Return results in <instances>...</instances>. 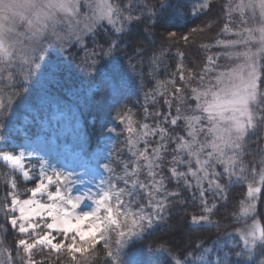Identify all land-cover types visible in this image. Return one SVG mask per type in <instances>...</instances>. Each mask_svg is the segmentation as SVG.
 Wrapping results in <instances>:
<instances>
[{
    "label": "trees",
    "instance_id": "obj_1",
    "mask_svg": "<svg viewBox=\"0 0 264 264\" xmlns=\"http://www.w3.org/2000/svg\"><path fill=\"white\" fill-rule=\"evenodd\" d=\"M109 1L122 7L126 2ZM206 2L209 0H137L140 8L151 9L143 15L134 12L133 15L141 17L139 21L124 23L116 14V23L102 19L92 23L90 30L81 23L90 9L83 6L78 15L80 22L66 30L70 38L62 44L49 46L50 41L43 44L45 60H37L42 66L40 77L33 78L32 75L25 82L20 76L13 88H5L13 103L6 117L0 120V137L9 132L11 125L23 123L26 115L37 121L38 117L50 118L52 111H65L82 120L83 135L77 139L78 145L81 144L87 153L113 142L114 149L111 147L109 155L115 152L113 156H117L120 163L113 176L120 178L125 171L130 174L123 177L127 181L124 188L132 193L125 195L124 211L154 215L155 201L168 193H180L166 201L164 220L127 239L119 255L120 264H176L177 260L181 264H214L217 261L227 264L226 253H232L235 262L243 259L235 257V253L242 249L248 251L241 230H248L253 219L259 222V227H264V191L258 194L254 216L239 213V201L245 199L248 182L254 180L255 186L264 188L259 184L258 175L264 169V128L257 127L255 132L250 130L243 142L240 157L244 176L248 179L233 177L228 183L225 176L221 182L228 184L226 200H221L213 191L206 192L208 206L216 205L212 214L203 211L204 205L198 198L195 178L188 172V165L173 164L177 155L174 139L164 141L167 147L161 150L160 159L155 160L153 170L157 175L154 178L149 176L143 159L139 160V172L132 174L137 167V157L133 153L148 147L152 157V149L160 143V137L156 135L146 137L148 144H145L141 139L145 131L143 125H149V132L162 127L173 137L185 136L182 120L175 127L168 123L177 115V107L181 108V116L192 115L190 110L197 104L192 89L210 87L220 71L238 61L224 55L217 58V54H222L225 49L217 46L216 41L237 39L236 31L259 23V17H252L250 13L244 17L245 24L240 23L235 13L230 20L227 15L229 0H210V10L204 7ZM232 2L234 4L236 0ZM161 4L167 7L161 9ZM152 13L156 15L152 16ZM226 24L232 29L227 33L223 31ZM121 25L122 30L117 32L116 28ZM208 57H213L214 63H210ZM166 101L171 102V107ZM128 117L135 129L133 133L128 131ZM24 127L31 131L30 125L24 124ZM130 139L137 141L135 148ZM180 155L189 159L186 153ZM102 161L106 162V159ZM174 166L187 173L192 188L184 185L185 178L171 175ZM192 167L195 170L199 166L193 161ZM153 179L163 181V192L155 190ZM6 184L7 175L0 166V249L11 253V264H27L21 259L23 253L16 243L20 236L7 226L4 218L3 209L8 206ZM24 186L22 190L29 184ZM204 187L207 188L206 181ZM193 193H197L196 198ZM193 215H209V219L193 224ZM6 227L7 232L3 233ZM110 234L115 238L116 233ZM95 252L89 264H108L99 245ZM254 254L257 264L264 260L261 250H255ZM89 256L90 253L79 255L73 261L64 251L57 255L38 249L32 259L35 264H77V261L84 264V258Z\"/></svg>",
    "mask_w": 264,
    "mask_h": 264
},
{
    "label": "snow or ice",
    "instance_id": "obj_2",
    "mask_svg": "<svg viewBox=\"0 0 264 264\" xmlns=\"http://www.w3.org/2000/svg\"><path fill=\"white\" fill-rule=\"evenodd\" d=\"M21 0H0V120L6 117L8 108L12 103V96L5 92V88L11 89L15 86L16 80L22 76L26 82L30 76L38 69L39 63L37 60H42L44 57V48L39 46L41 37L55 26L56 13H64L67 16L76 17L80 15V4H75L74 0H45V3L36 8L34 0H22L23 5L35 11L31 15L27 12L18 13L24 23L27 25L30 39L34 42L29 45L23 53L18 57L22 61L17 71V64L14 60L16 46L21 43L18 39L19 34L13 37L14 28L6 24L7 14L14 10V6L20 3ZM92 7V5H89ZM161 9L167 7L166 4H161ZM205 8H211L210 0L204 4ZM228 17L231 20L233 14H237L240 18V23L245 24L247 21L244 17L251 14L252 17H259V23L252 27L242 28L236 31L234 35L237 39L217 40V46L225 49L222 54H217L225 57H234L242 60L243 63L237 65L231 71L220 72L215 77V84L201 91L200 89H192V93L198 102L195 108L190 111L192 115L181 116V108L177 107L175 117L168 120L172 126H178L180 121H183V129L185 136H171L165 128L156 127L151 130L148 124L143 125L144 134L141 139L145 144H148L146 137L159 135L160 143L157 148L152 149V157L149 156V149L145 147L143 150L137 149L133 155L137 157V167L133 170V175L140 170L139 160L143 159L148 174L155 177L157 173L153 170L155 160L160 159V152L166 148L164 141L174 139L176 147L174 151L177 155L173 158L174 165L187 164L188 172L195 178V187L197 188L198 198L204 205L203 211L212 214L216 205L208 206L206 192L213 191L218 194L221 200L227 199L226 189L227 183L221 181L225 176L228 178V183L232 182L233 177L240 180H247L244 176V164L241 160L240 153L243 151V142L249 135L250 130L255 132L257 127L264 128V0H236L233 4L229 0L227 4ZM151 12V9H144L138 6L137 0H126L124 6L113 5L109 0H100L96 4V12L91 18L85 17V20L91 19L92 23L100 19H108L110 23H116L113 16L119 14V17L124 23L139 21L140 16L133 15L139 11L141 15L145 11ZM156 13H152L155 16ZM85 27L90 30L91 25L85 24ZM121 27L116 28L119 32ZM232 29L229 25H225L223 31L229 32ZM57 39H60L57 36ZM210 63H214L213 57H208ZM183 79V77H181ZM203 79V77H201ZM238 81V82H237ZM12 95H15L13 92ZM210 97V99H209ZM182 102V97L180 98ZM169 107H171V102ZM199 109L200 115H195V111ZM129 122L128 131L133 133L134 128L131 127V119ZM207 123H204V122ZM203 137V140L201 139ZM130 144L135 148L137 141L130 139ZM181 153H186L189 159L185 160ZM231 153V154H229ZM23 153L19 156L11 153H0V159L8 161L13 168L24 169L21 163ZM203 157V158H202ZM195 161L199 167L193 169L192 163ZM219 166L220 170L217 171ZM104 167L109 173L113 171L109 165ZM127 167V166H125ZM239 168V171L237 169ZM171 175L175 177H183L184 185L192 188L193 184L187 179V173L178 171V167L171 168ZM255 174V170H253ZM130 174L125 171L124 176ZM259 184L264 186V169L258 173ZM40 182L38 186L31 189V197L28 199H20V194L17 191L18 185L13 180L10 183V199L8 200L11 207L3 209L4 218L7 226L13 229H18L20 234L26 238L17 240V245L22 250V260H26L27 264H35L32 259L34 250L47 247L50 251L59 255L64 251L71 256L73 261H76L77 254L90 253L89 257L84 258V264H89L91 257L96 255V247L100 246L104 250L108 264H120L119 255L124 247L127 239L136 236L143 232L146 228L154 225V223L162 221L166 218V208L168 198L179 196V192L168 193L162 199L155 201L153 204V214H132L125 210L121 212L124 206L122 196H131L132 193L125 188L116 189V185L110 181H103L107 184V188L100 192H84L80 195H71V184L73 176L64 172L53 171L52 175H48L44 171V165H41L39 173ZM24 179L31 181L33 177L28 172H24ZM123 179V177L121 178ZM47 181V183H45ZM207 182V188L204 187V182ZM127 183V181H125ZM256 181L248 182L245 199L239 201V213L244 216H254L257 212L258 194L264 191V188L255 186ZM55 185V191H49V186ZM153 187L157 192H163V181L153 179ZM47 192L48 199L51 203H41L34 199L38 193ZM113 196L116 198V206L113 207L111 201ZM152 193L149 192L151 198ZM96 199V207L91 211H80L76 209L85 199ZM193 197H197V193H193ZM70 206V207H68ZM19 208V218L11 216L16 208ZM103 210V215L101 211ZM218 210V209H217ZM50 217L51 221L45 219L43 233L37 231L40 228L38 222H34L33 217L42 219ZM124 216V227H121L119 216ZM233 215H236L235 213ZM11 216V218H9ZM209 215H193L191 222L199 224L203 221H208ZM87 225L84 226V222ZM126 228V231L124 230ZM53 230L59 233V237L53 235ZM115 231V238L110 234ZM7 232V227L3 233ZM241 236L244 239L245 252L243 249L235 253V257L243 259L233 261L232 253H226L227 264H257L255 250L259 249L264 252V227H259V222L253 219L252 225L248 230H241ZM12 256L7 249H0V264H11ZM43 264V262H40ZM79 264V261H77ZM176 264H181L177 260ZM214 264H218L214 262ZM259 264H264L261 260Z\"/></svg>",
    "mask_w": 264,
    "mask_h": 264
},
{
    "label": "rangeland",
    "instance_id": "obj_3",
    "mask_svg": "<svg viewBox=\"0 0 264 264\" xmlns=\"http://www.w3.org/2000/svg\"><path fill=\"white\" fill-rule=\"evenodd\" d=\"M99 2L100 0H81V8L83 6L86 8L89 7V5H92V7H89L90 9L86 8L88 9V15H85L83 17V20H81L82 24H92L91 19L85 20V17L91 18L93 16V14L96 12V4ZM21 4H23L22 0L17 5ZM18 13H21V8L14 7V10L11 13L7 14V19L11 16L18 15ZM115 17L116 16L114 15L113 19ZM105 20L109 21L106 18ZM79 22L80 19L78 18V16H76L73 18L70 26L68 24H61L58 26L57 31L67 34L66 30L69 27H74L73 25H77ZM18 39L21 41V43L16 46L15 55L17 59L14 60V63H16L18 66L17 71H19V65L22 64V61L19 60L18 57L29 45H32L34 43L27 36H19ZM49 41V36L45 35L44 37H41L39 46L42 47L43 44ZM44 60L45 59L43 57L40 62ZM241 63H243V61L238 59V61L232 67L224 69V71H231ZM39 65L40 67L34 72L33 78L35 76L40 77L39 73L42 72V66L41 64ZM213 84H215V80L211 85ZM204 89L200 88L201 91H203ZM194 114L200 115L201 113L199 109H197ZM23 123L31 126L30 132L26 130ZM23 123H16L15 125H11L9 132L0 137V153H11L17 156H19L20 153H23V157L21 159V163L24 165L23 171H21V169L18 167L13 168L10 162L0 159V166H2L3 171L7 175L6 191L9 199L10 183L13 180L18 185L17 191L20 194V199L32 198L31 189L34 186H38L40 179H42V177H39L41 165H44V171L48 175H52L54 170L64 172L65 174H71L73 176V183L71 184L72 196L80 195L84 192H100V194H102V191L107 188V184H103V181H110L111 184L116 185V189H114V191L120 188H124V185L126 183L123 179H121L122 177H124V175H122L120 178H118L117 175L113 176V173H115V169L119 168L120 166L117 156H113L116 155V153L114 152L112 155H109L111 147L112 149H114L113 142H107L105 146L97 147L96 149H94L95 151L89 153H87L84 148L81 147V144L78 145L79 139L77 138H81L83 135V123L79 116H70L69 114H66L65 111L56 110L52 111L50 118L38 117L37 121H35V119H33L32 117L26 115L24 116ZM204 123L207 122L205 121ZM33 127L34 129H31ZM202 138L203 137H201V139ZM103 159H106V162H103ZM105 164L109 165V167L113 169L111 173H109L108 170L104 167ZM24 172H28L29 175L33 177V179L31 181L24 179ZM45 183H47V181H45ZM28 184L29 186L26 187L27 189L22 190L25 187L24 185ZM55 187V185H50L49 191H55ZM97 198L98 197L85 199L83 202H81L76 211H91L96 207L95 201ZM34 199L40 201L41 203L52 202L48 199L47 192L38 193L34 197ZM121 200L124 201V206L121 208V212H124L123 208H125V196H122ZM111 203L113 204V207L116 206L115 196H113V200L111 201ZM8 207H11L9 202L7 208ZM103 214L104 213L102 210L101 215ZM11 216L19 218L20 212L18 207L13 213H11ZM11 216L9 218H11ZM45 219L47 220V222L51 221V218L46 217V214L44 219L40 217H33L34 222H38L40 224V228L37 229V231L41 233L46 230L44 229ZM119 220L121 221L122 227L124 216L120 215ZM86 225L87 221L84 222V226ZM13 230L16 231L20 238H26L23 236V234H20L18 232V229ZM112 232L115 233V231ZM53 235L59 237L60 234L53 230ZM41 249L50 251L47 247ZM79 255L83 254H77V256Z\"/></svg>",
    "mask_w": 264,
    "mask_h": 264
},
{
    "label": "clouds",
    "instance_id": "obj_4",
    "mask_svg": "<svg viewBox=\"0 0 264 264\" xmlns=\"http://www.w3.org/2000/svg\"><path fill=\"white\" fill-rule=\"evenodd\" d=\"M34 3H35L36 8H38V7L42 6L45 3V0H34ZM75 4H80L81 5V0H74V6H75ZM14 7L21 8V13L27 12L28 15H31L32 11H35V8L28 9L23 4L15 5ZM73 18L74 17L67 16L64 13H60V12L56 13L55 26L51 27L45 33V35L49 36V38H50L49 46H51L53 43L62 44L68 38H70V34L60 33V32L57 31V28L61 24H68L70 26L72 21H73ZM4 22L6 24L11 25L14 28L15 32L13 33V37L12 38H15V35L19 34V36H27L30 39L27 25L24 23V21L21 19V17L19 15L11 16ZM57 36H59L60 39H57ZM39 67H40V65H39ZM39 67H38V69H39Z\"/></svg>",
    "mask_w": 264,
    "mask_h": 264
}]
</instances>
